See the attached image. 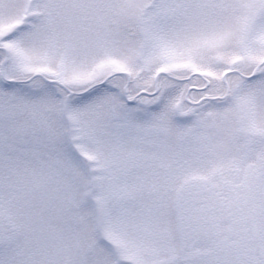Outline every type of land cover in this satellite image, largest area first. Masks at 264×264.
<instances>
[{
  "label": "snow or ice",
  "instance_id": "1",
  "mask_svg": "<svg viewBox=\"0 0 264 264\" xmlns=\"http://www.w3.org/2000/svg\"><path fill=\"white\" fill-rule=\"evenodd\" d=\"M0 264H264V0H0Z\"/></svg>",
  "mask_w": 264,
  "mask_h": 264
}]
</instances>
